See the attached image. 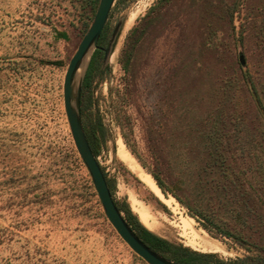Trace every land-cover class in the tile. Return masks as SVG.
I'll use <instances>...</instances> for the list:
<instances>
[{"label":"rangeland","instance_id":"rangeland-1","mask_svg":"<svg viewBox=\"0 0 264 264\" xmlns=\"http://www.w3.org/2000/svg\"><path fill=\"white\" fill-rule=\"evenodd\" d=\"M99 1L0 0V264H148L109 222L64 107ZM119 20L81 97L83 123L106 131L96 158L114 199L171 242L264 264V0H116L102 47ZM119 138L176 208L117 156Z\"/></svg>","mask_w":264,"mask_h":264},{"label":"water","instance_id":"water-1","mask_svg":"<svg viewBox=\"0 0 264 264\" xmlns=\"http://www.w3.org/2000/svg\"><path fill=\"white\" fill-rule=\"evenodd\" d=\"M115 1L116 0L99 1L95 17L81 40L77 51L70 60L63 85L65 112L75 147L89 171L109 222L129 247L148 264H178L150 248L128 223L124 212L120 210L114 199L105 173L89 143L83 123L81 97L85 75L95 50L99 48V41ZM123 22L124 20H119L111 34L107 47L104 48L105 55L102 68H104L105 64L110 59L114 43L121 31ZM241 61L244 62L243 57H241Z\"/></svg>","mask_w":264,"mask_h":264},{"label":"trees","instance_id":"trees-1","mask_svg":"<svg viewBox=\"0 0 264 264\" xmlns=\"http://www.w3.org/2000/svg\"><path fill=\"white\" fill-rule=\"evenodd\" d=\"M125 0H118L119 3L124 2ZM107 30V25L104 28V31L102 33L101 39L99 41V48L95 50L91 62L89 64L87 73L85 75L84 84H83V92L84 90L91 89V86L94 81L95 73L97 68L96 59L99 54L104 53V47L101 46V41L103 40L105 33ZM101 71V67L99 68ZM82 114L84 113L83 109V101H82ZM85 131L87 138L89 140V143L92 147V150L94 154L97 157V150H96V140L97 139H105L106 138V131L102 123L98 122L97 125L95 124L92 129L90 127H87L84 123ZM106 176V174H105ZM153 176L155 180L157 181L158 186L162 189L163 193L167 195V188L165 187V184L161 177L155 173H153ZM107 178V176H106ZM109 187L111 191L113 192L112 184L107 179ZM118 204V207L122 212H124L125 218L127 219L128 223L131 225L133 230L138 234V236L153 250L160 253L164 257L178 263V264H225L221 260L217 259L215 257V254L213 253H202L199 251H195L189 247H186L182 244H177L174 242H171L157 233L150 230L148 227H146L142 221L138 218V216L132 211L130 206L127 203H120L116 201ZM243 259H240L238 261H234L232 264H239V262H243Z\"/></svg>","mask_w":264,"mask_h":264},{"label":"bare ground","instance_id":"bare-ground-1","mask_svg":"<svg viewBox=\"0 0 264 264\" xmlns=\"http://www.w3.org/2000/svg\"><path fill=\"white\" fill-rule=\"evenodd\" d=\"M137 17V13H129L125 20L124 28L122 31V34L133 24ZM118 46V44H117ZM118 147H117V156L127 165V167L141 180L143 183H145L146 186H148L153 192H155L166 204L169 206H172L176 208L174 205V198L167 197L165 193L161 190V188L158 186L154 178L148 171H146L142 165L136 160V158L130 153V151L127 149L126 145L124 144L122 138L118 139ZM142 217L146 219V214L143 212ZM193 221L183 219V227L185 229H193ZM194 246H197L202 249H212V250H219L221 247L220 245L213 244L208 242L207 240L203 239L199 243H192Z\"/></svg>","mask_w":264,"mask_h":264}]
</instances>
